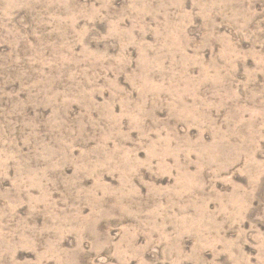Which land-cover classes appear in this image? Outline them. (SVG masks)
Segmentation results:
<instances>
[{"label":"rangeland","instance_id":"1","mask_svg":"<svg viewBox=\"0 0 264 264\" xmlns=\"http://www.w3.org/2000/svg\"><path fill=\"white\" fill-rule=\"evenodd\" d=\"M0 264H264V0H0Z\"/></svg>","mask_w":264,"mask_h":264}]
</instances>
